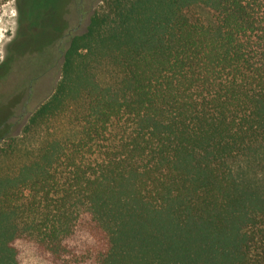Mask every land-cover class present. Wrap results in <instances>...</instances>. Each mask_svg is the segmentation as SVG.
<instances>
[{"label": "trees", "instance_id": "1", "mask_svg": "<svg viewBox=\"0 0 264 264\" xmlns=\"http://www.w3.org/2000/svg\"><path fill=\"white\" fill-rule=\"evenodd\" d=\"M38 134L0 264H264V0H105Z\"/></svg>", "mask_w": 264, "mask_h": 264}, {"label": "rangeland", "instance_id": "2", "mask_svg": "<svg viewBox=\"0 0 264 264\" xmlns=\"http://www.w3.org/2000/svg\"><path fill=\"white\" fill-rule=\"evenodd\" d=\"M104 1L0 0L1 173L12 174L27 160L25 152L12 155L14 139L28 150L42 142L40 134L24 137L23 132L55 91L70 40L86 32Z\"/></svg>", "mask_w": 264, "mask_h": 264}, {"label": "clouds", "instance_id": "3", "mask_svg": "<svg viewBox=\"0 0 264 264\" xmlns=\"http://www.w3.org/2000/svg\"><path fill=\"white\" fill-rule=\"evenodd\" d=\"M13 14H15L14 12H13ZM3 59V57H2V55H0V60H2Z\"/></svg>", "mask_w": 264, "mask_h": 264}]
</instances>
